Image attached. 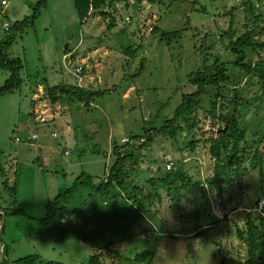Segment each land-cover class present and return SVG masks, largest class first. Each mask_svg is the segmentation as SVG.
I'll list each match as a JSON object with an SVG mask.
<instances>
[{
	"label": "rangeland",
	"instance_id": "obj_1",
	"mask_svg": "<svg viewBox=\"0 0 264 264\" xmlns=\"http://www.w3.org/2000/svg\"><path fill=\"white\" fill-rule=\"evenodd\" d=\"M36 1L0 0V41L8 33L4 23L28 19ZM231 19L237 36L253 23L264 26V0H107L83 20L72 0H47L34 22L15 32L8 55L23 61L20 76L27 84L0 94V263L37 255L35 264H86L98 252L103 264L246 258L237 228L245 227L247 211L264 209V93L257 74L231 64L235 56L220 36ZM154 26L182 32L160 41ZM206 32L212 54L227 62L231 82L206 87L175 138L155 136L138 148L143 130L160 127L182 94L195 89L188 73L199 65L194 44ZM259 36L264 41V32ZM245 52L244 63L264 60V49ZM142 60L141 75L130 78ZM8 77L0 67V85ZM37 79L45 81L29 85ZM45 84L108 92L89 107L66 106L50 102ZM226 119H235L239 130L222 149L217 173L209 147ZM114 147L126 155L124 189L101 194L80 183L65 204L68 215L38 222L47 202L82 180L81 173L94 185L105 180ZM230 156L237 162L229 164ZM216 173L221 183L210 184ZM2 180L17 182L13 198ZM190 180L201 187H191ZM143 251L144 260H135ZM256 254L264 256V240Z\"/></svg>",
	"mask_w": 264,
	"mask_h": 264
},
{
	"label": "trees",
	"instance_id": "obj_2",
	"mask_svg": "<svg viewBox=\"0 0 264 264\" xmlns=\"http://www.w3.org/2000/svg\"><path fill=\"white\" fill-rule=\"evenodd\" d=\"M107 0H72L74 9L80 20L85 19L91 12L97 11ZM154 2L156 0H150ZM173 1V0H172ZM47 0H37L35 7L33 8L31 15L28 19L16 20L13 23H9V26L5 29L8 33L5 34L4 38L0 41V67L5 68L9 71V77L0 85V94L12 91L20 88L23 85L25 79L20 76V71L23 69V61L20 58H11L8 55V49L12 45L17 30L27 24H32L35 18L39 15L40 7L43 6ZM110 27V26H109ZM11 30V31H10ZM10 31V32H9ZM160 31V41H171L180 37L182 29L161 31L159 27L154 26L152 29L153 33ZM264 32V26H259L253 23L252 26L244 31L239 36L236 35L235 29L232 27V19L230 20L229 26L225 30H220V36L227 40L226 49H228L234 56L235 60L231 62L232 65L241 69L245 73L257 74L261 79V86L264 93V71L263 64L264 60H259L255 64L244 63L243 60L246 58L245 48H259L264 49V41H259V35ZM195 51L199 54L200 62L196 69L188 73V82L195 86V89L191 93H183L181 101L174 110L171 117L166 118L160 127H153L150 129H144L143 136H140L142 142L139 143L138 148H143L146 144L151 143L155 136L165 135L170 138H175L177 133L182 130L180 121L185 119L187 114L192 113L200 104V95L203 93L206 87H219L222 84L230 83L231 77L228 75L227 62L223 61L219 55L212 54V47L209 44V34L206 32L200 38L198 45L194 44ZM128 56H131L134 52L131 47H127L125 50ZM143 71V60L140 62L139 70L130 75V78H136L141 75ZM47 91V95L51 103H61L66 106L83 102L85 107H89L92 102L98 97H103L108 89L102 90H87L81 86L69 85V87H57L44 85ZM115 88V87H114ZM188 121V119H187ZM235 119H226L223 129L220 132L218 138H213L209 147V151L216 162L215 169L218 173V162L221 161V152L224 146L229 142L230 138H235L234 132L238 131ZM136 139L135 136L131 137ZM128 139V138H127ZM125 143L131 142L123 141ZM117 149V148H116ZM115 161L108 171L107 178L102 180L98 185H94L92 178L84 173H81L82 180L74 182L73 186L67 189L65 192L54 197L53 200L48 201L45 208L44 216L38 220L42 224L51 223L55 218H64L69 214L68 208L65 206L69 197L71 196L72 189L78 184L83 183L90 186L95 192L101 194L110 193V188L120 186L123 189L127 181V177L122 176L124 174V163L126 161V155L122 154L119 150L115 152ZM132 156V155H131ZM237 159L233 156L229 158V164H234ZM169 170V169H168ZM5 169L0 163V178L5 175ZM217 173L211 179L208 180L210 184H218ZM122 176V179H121ZM168 173L161 178V181H165L168 178ZM178 177L181 174L177 175ZM183 177L185 176L182 175ZM165 178V179H164ZM188 179V178H187ZM189 180V179H188ZM222 181V179H221ZM262 181V179H261ZM2 185L11 194V197L16 193L17 182L14 181L12 184H8L6 180H2ZM191 187L200 188L199 182L188 181ZM229 182V181H228ZM220 187V186H219ZM264 194V192L262 193ZM11 198V201H12ZM10 201V202H11ZM141 208V204H138ZM1 210V207H0ZM20 213L21 210L17 209ZM1 214V213H0ZM245 227L237 228V233L244 239L246 244V258L240 260L238 258H222L219 264H264V256H257L256 252L261 241L264 240V209L262 211L253 212L249 210L245 214ZM147 251H143L135 256V260L142 261L146 257ZM37 255H26L20 257L12 264H35L37 261ZM0 264H6L4 260ZM45 264H61L57 261H48ZM86 264H103L101 259V253L92 254L87 260Z\"/></svg>",
	"mask_w": 264,
	"mask_h": 264
},
{
	"label": "built area",
	"instance_id": "obj_3",
	"mask_svg": "<svg viewBox=\"0 0 264 264\" xmlns=\"http://www.w3.org/2000/svg\"><path fill=\"white\" fill-rule=\"evenodd\" d=\"M1 3H2V4H6V0H1ZM8 26H9V23H8V22H5V23H4V28L6 29ZM81 69H82L81 65H78V66L75 68V73H76V74L79 73ZM74 76H76V75H74ZM52 134L55 135V132H53ZM31 137H32V138H35V137H37V134L34 133V134L31 135ZM16 140H18V137L16 138ZM125 140H127V139H126V138L123 139V141H125ZM166 166H167V168H170V167H171V163L168 162Z\"/></svg>",
	"mask_w": 264,
	"mask_h": 264
},
{
	"label": "crops",
	"instance_id": "obj_4",
	"mask_svg": "<svg viewBox=\"0 0 264 264\" xmlns=\"http://www.w3.org/2000/svg\"><path fill=\"white\" fill-rule=\"evenodd\" d=\"M6 4H7V3H6ZM42 81H45V80H42ZM42 81L39 82V79H37V80L31 82L29 85L34 87L35 85L42 83ZM23 84H24V86H25V84H27V81L23 82ZM54 85H57V84H53L52 86H54ZM43 86H44V85H43Z\"/></svg>",
	"mask_w": 264,
	"mask_h": 264
}]
</instances>
